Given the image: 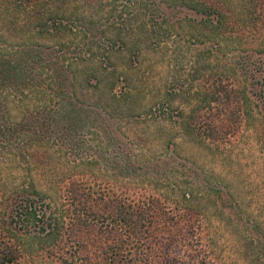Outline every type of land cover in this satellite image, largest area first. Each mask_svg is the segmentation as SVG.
Segmentation results:
<instances>
[{
  "label": "rangeland",
  "instance_id": "rangeland-1",
  "mask_svg": "<svg viewBox=\"0 0 264 264\" xmlns=\"http://www.w3.org/2000/svg\"><path fill=\"white\" fill-rule=\"evenodd\" d=\"M83 1L43 9H68L67 21L89 10L87 23L120 29L127 46L89 83L79 66L62 94L29 85L22 102L0 108V231L24 229L9 217L31 185L49 193L33 201L45 210L79 181L158 201L161 229L201 227L200 262L264 264V0ZM2 31L0 41L17 48L59 42H25L0 19ZM238 116L231 132H217ZM162 263L193 264L177 247Z\"/></svg>",
  "mask_w": 264,
  "mask_h": 264
},
{
  "label": "trees",
  "instance_id": "trees-1",
  "mask_svg": "<svg viewBox=\"0 0 264 264\" xmlns=\"http://www.w3.org/2000/svg\"><path fill=\"white\" fill-rule=\"evenodd\" d=\"M57 1L0 0L1 22L19 32L21 40L39 43L59 39L56 45L40 48H31L26 43L17 48L4 39L0 41V108L6 109L10 100L19 96L22 102L29 85L28 88L36 86L40 93L44 91V96L49 92L62 94L75 84L79 66L89 83L93 76L88 79L89 75L98 72L99 63L111 59L115 47L127 46L120 29L97 28L87 23L93 18L89 10L71 13V20L67 21L68 9L55 12L43 9ZM89 4L90 0L83 7ZM4 35L2 31L0 37ZM73 40L77 41L75 52L65 65L64 48ZM72 68H76L73 73ZM238 118L218 127L217 132L227 135L231 132L229 126L236 127L239 123ZM212 136L213 141L222 139L216 132ZM30 187L33 193L28 196L33 199L28 197L9 217L25 230L13 227L12 223L1 227L0 264L43 260L44 264H159L161 259L167 263L168 253L174 247L187 251L193 264H205L204 260L200 262L197 252L204 249L201 227L172 232L161 229L157 220L158 201L124 198L104 189L96 191L87 182L71 181L61 197L49 200L47 208L39 210L34 206V198H46L49 193ZM6 228L15 232L7 231L4 235ZM21 230L24 231L20 233Z\"/></svg>",
  "mask_w": 264,
  "mask_h": 264
}]
</instances>
